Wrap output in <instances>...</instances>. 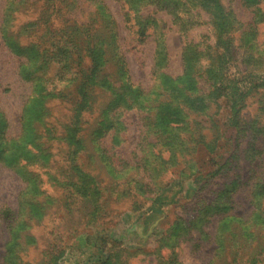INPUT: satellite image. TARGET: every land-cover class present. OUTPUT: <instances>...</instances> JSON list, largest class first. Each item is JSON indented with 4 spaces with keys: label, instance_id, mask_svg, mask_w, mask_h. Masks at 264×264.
Returning a JSON list of instances; mask_svg holds the SVG:
<instances>
[{
    "label": "rangeland",
    "instance_id": "obj_1",
    "mask_svg": "<svg viewBox=\"0 0 264 264\" xmlns=\"http://www.w3.org/2000/svg\"><path fill=\"white\" fill-rule=\"evenodd\" d=\"M31 1L0 0V264H264V68L246 61L264 57V0H222L233 39L204 3L140 5V37L124 0L57 1L33 33ZM79 22L113 88L61 50ZM119 55L144 96L123 91Z\"/></svg>",
    "mask_w": 264,
    "mask_h": 264
},
{
    "label": "trees",
    "instance_id": "obj_2",
    "mask_svg": "<svg viewBox=\"0 0 264 264\" xmlns=\"http://www.w3.org/2000/svg\"><path fill=\"white\" fill-rule=\"evenodd\" d=\"M24 2V4L30 3V0H21ZM39 0L31 1V6H34L38 3ZM57 1L61 0H42V5H43V17L34 21L35 23H30V26L33 27L32 32L36 33L37 30L34 28L38 24L41 23L44 24L49 28L51 20H52V15L54 11V7L57 5ZM77 1V0H75ZM90 1H96V6L99 9L102 4V0H90ZM126 3H128L129 6V11L131 15L136 19V24L138 25V34L140 37H145L147 35V30L149 27H147L151 24V21L149 18H146L144 15H141L140 8L139 6H147V5H154L156 6L159 10H164L167 9L169 11L179 9L181 7H186L190 8L188 9V12L190 13L192 9H198L200 5L204 3L206 7H209L210 5H213L215 9L217 10L216 15L214 17V23L217 24L216 28L218 29V34L222 35L223 33H228L230 37L233 39V30L236 22H238L236 16L233 14L231 11H227L222 0H124ZM248 3H253L257 5L256 3L261 2V0H247ZM60 10V8H59ZM46 12V13H45ZM48 12V13H47ZM52 12V13H51ZM131 19V18H130ZM191 19V17H190ZM196 22L198 24H201L199 15L196 17ZM196 24L195 21H193V25ZM76 34L74 37L69 35L67 38V43L69 44L67 47H61V50L64 51L67 55L66 59H69L72 64H75L77 67L83 70L85 75L87 77L88 82H90V79L93 80L92 85H97L100 84L102 87H108V88H113L111 80L107 78L106 75L101 76V73L103 72L104 65L101 63L103 57L101 56L100 59L99 57H94L92 58L93 53L97 56V45H96V34L97 31L94 29L93 25L88 23H81L80 22L75 26ZM44 35V33H43ZM49 42L50 39L48 38ZM242 42L244 45L247 43L251 46L254 45V43H251L250 41L247 42V39L244 38L242 39ZM82 44V45H81ZM81 45V48H80ZM42 44H35V47L40 49ZM83 46V47H82ZM195 48L199 47V44H196L193 46ZM84 55H83V52ZM49 49H44V52H48ZM86 53V54H85ZM32 54H35L36 56H40V53H35L32 50ZM90 55L92 58L91 63H88V66H85L86 64V56ZM48 56V55H47ZM231 57V55H229ZM96 59V61L94 60ZM117 64L119 66V74H121V70H124L127 73V65L125 62V57L122 55H119V58H117ZM251 65L252 69H258L262 70L264 67V57L261 55L258 56H252L251 59H246ZM184 62H185V74L184 76H187L190 74V72L193 70V64L195 62V58L190 56L188 53L184 55ZM212 63H210L211 66ZM121 67V70H120ZM122 73V84L120 85L124 90V92L129 91L131 95L136 94L137 97L144 96V92L141 91L140 88H137V90H134L131 84V81L128 78L123 77ZM183 76V77H184ZM121 77V76H120ZM90 93L84 95V101L81 99V101L78 102H84L86 107H84L85 110H89L91 113L95 112L97 109V102H98V96L96 93L93 92L92 88L89 87ZM41 94V93H40ZM44 97L46 96L45 94L43 95ZM63 98L68 99L70 101L76 100V97L72 98L70 93H63L62 94ZM124 102H126L127 106H130V103L128 101V98H125ZM181 102H185V99H182ZM81 103V104H82ZM114 107H107L104 109V113H106V120L107 121V127L106 129H100V133H107L109 130H113L115 128V124L117 120H115V117L112 116V110ZM104 121V120H103ZM103 121L100 125L103 124ZM93 177V176H92ZM95 177V175H94ZM3 214L5 217H10L12 215V211L10 208H5L3 211ZM177 262V260H176ZM172 264H175V262H172Z\"/></svg>",
    "mask_w": 264,
    "mask_h": 264
}]
</instances>
